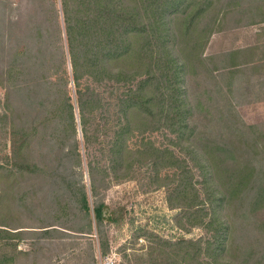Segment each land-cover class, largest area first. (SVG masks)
<instances>
[{
    "label": "rangeland",
    "instance_id": "rangeland-1",
    "mask_svg": "<svg viewBox=\"0 0 264 264\" xmlns=\"http://www.w3.org/2000/svg\"><path fill=\"white\" fill-rule=\"evenodd\" d=\"M126 2L133 6L135 1ZM65 8L71 14L72 0H0V194L4 193L0 218L7 216L11 228L25 231L13 241V264H264V227L256 229L259 220L264 223V211L250 223L240 217L234 202L227 222L235 230L224 232L227 212L224 203L216 201L222 189L215 179L203 178L200 158L191 159L190 144L199 145L201 139L195 142L189 127L181 135L171 127L187 120L207 124L209 115L186 110L178 120L164 112L155 78L139 93L145 101L142 109L123 108L117 99L127 86L116 83L122 58L109 56L110 73L105 70L102 81L90 82L99 102L85 107L81 124L78 87L67 52ZM212 8L222 15L215 16L199 49L204 69L196 72L192 67L186 78H180L182 101L188 102L189 88L202 92L219 82L234 107L235 121L257 126L264 134V2L214 0ZM37 28L44 58L51 60L49 71L44 58H34L32 37ZM140 34L132 30L125 36L135 44ZM168 38L171 44L172 36ZM17 64L26 68L20 77L13 70ZM125 67L131 85L137 86L143 78L140 72H145L143 63L126 59ZM152 72L156 77V70ZM38 83L41 92L35 88ZM79 83L85 87V75ZM16 85L23 88L19 95L13 92ZM7 97L16 109L18 129H27V173L9 160L10 119L2 117L8 116ZM210 114L213 125L202 128L207 137L220 140L219 147L235 141L238 149L247 150L243 141L250 137L247 130L242 138L231 136L216 122L220 111ZM254 137L264 144V136ZM251 150L242 156L249 169H264V156L256 157ZM233 156L237 159L238 154ZM233 160L227 163L236 168ZM178 184L181 190H175ZM250 188L244 191L249 197ZM81 189L89 217L79 208ZM208 199L214 200V209L207 206ZM194 202L200 205L187 212V204ZM97 207L104 215L101 223L93 216ZM46 229L53 231L40 236L39 231Z\"/></svg>",
    "mask_w": 264,
    "mask_h": 264
},
{
    "label": "trees",
    "instance_id": "trees-1",
    "mask_svg": "<svg viewBox=\"0 0 264 264\" xmlns=\"http://www.w3.org/2000/svg\"><path fill=\"white\" fill-rule=\"evenodd\" d=\"M134 1V5L130 6L126 0H72L71 14L65 8L63 22L66 29L67 52L73 73V81L78 87L76 94L81 114V124L85 107L91 101L99 102L95 91L90 88V82H99L105 78L106 75L104 73L109 56L116 59L122 58L119 61L121 66L118 67L120 69L117 74L120 81L118 80L116 83L123 82L127 86V89L124 94L118 97V105L123 108L134 107L136 111L142 109L145 106V101L141 96L139 97V93L145 85L155 78V89L157 95L160 94L159 96L163 105L162 110L164 112H168L178 120L186 110L192 111L193 114H198V112L204 113L205 117L209 115L210 120H207V124H196L187 120L182 122V124L181 122L177 124L173 123L171 127L174 126L175 131H179V135H181L182 129L189 127L192 139H195V142H199L201 139L202 143L199 145L194 142L190 144V151L194 155L191 159L200 158L202 160L200 170L204 173L203 178L215 179V184L222 189L220 197L216 201L218 203L223 202L225 212H227L223 225L224 232L230 233L232 229L235 230L232 222H227L228 211L231 210L234 202L236 203L237 211L241 213L240 217L252 223L258 217H262L259 216L258 212L262 213L264 211V169H258L257 171L249 169L248 160L242 158V156L248 153L247 151L250 148L256 157L264 156V144L257 142L254 137H262L264 134L257 129V126L244 127L235 121L234 107L230 102L231 100L225 98L219 82H214V85L210 88L205 86L202 92H195L189 88L191 94L188 95V102L186 103L182 101L181 93L183 91L179 85L180 78L183 79V75L186 78L192 67L196 72L204 69L201 61L198 59L199 49L203 45L205 34L211 31V24L215 23V16L222 15V12L218 11L216 14L214 13L215 11L212 8L214 0ZM260 1L264 2V0ZM48 18L47 16L46 20ZM137 19L140 23H137ZM53 26H55V23ZM132 30H139L141 32L138 35V42L135 44L131 40V37L125 36L128 31L132 32ZM169 35L172 36L171 44H169ZM40 39V28H37L34 31L32 40L34 47L37 48V54H34V58L37 56L39 60L45 57V51L41 50L39 44ZM153 41H155L154 44H152ZM134 46H136L135 49ZM126 59H132L144 65L145 72L143 74L140 72L139 76L143 78H141L137 86L131 85L130 71L126 67L124 68ZM50 61L49 58L43 59L46 66L49 65ZM127 67L130 68V66ZM45 68L48 71L50 69L49 66ZM25 69L23 64H17L13 70L16 76L20 77L24 74ZM153 70H156V77L152 72ZM106 72L110 73L107 70ZM82 75H85L87 81L84 88L80 87L79 83ZM45 77L49 81L48 77ZM39 79H41V76H39ZM211 80H215L213 76H211ZM39 84L35 88H37L38 92H41L38 87ZM200 86V84H196L197 89ZM22 91L23 88L16 85L13 92L19 95ZM6 108L8 116L3 115L2 117L10 119L11 155L9 160L11 165L17 167L21 172L25 171L27 173L28 169L26 165L28 162L25 149L28 146L29 140L25 133L27 129L26 127L18 129V123L15 122L16 116L14 114L16 109L13 108L8 97ZM208 110L210 113L212 110L220 111V117L216 122H218L224 131L230 133L231 136H240L242 138L244 132H246L244 130L250 133L249 139L243 140L247 145V150L244 148L238 149L234 143L235 141L229 144H220V147H222L220 148L217 145L220 140H212L205 135L202 128L209 130V127L214 122L213 115ZM236 141L238 144L241 143L240 140L236 139ZM230 146H234L233 152L226 149ZM234 153L238 154L237 159L233 156ZM239 158L242 161L241 164L239 163ZM231 159H234L232 162H237L236 168H231L230 164L227 163V160ZM257 161L260 162V159L257 158ZM21 165L24 166V169L20 168ZM248 186H251L250 192L253 191L250 197L247 196L248 193H244L245 188ZM181 188L182 186L178 184L175 190H181ZM189 189L192 191L191 198L196 201L197 196L195 193L197 191L192 184ZM81 190L82 196L79 208L81 212L85 213V216L88 215L89 217L90 210L87 199L83 189ZM3 198L4 193H1L0 200ZM194 203L187 204V212H189L190 206L194 208L200 205ZM214 203L213 199L207 200V204H209L207 206L212 209H214ZM5 214L8 215L7 213ZM249 215L251 216L248 218ZM254 215L258 217H253ZM93 216L97 223H101L104 220L102 209L99 207L93 210ZM6 218H0V264H13L16 252L15 242L13 241L20 239L25 231L19 230V228H11V225L6 222ZM259 221L262 222L263 220ZM261 222H258L259 225H256L257 230H261L264 227V223L260 224ZM87 227L90 231V222H88ZM52 231L53 229L41 230L39 231V235L47 236ZM262 258L264 259V254Z\"/></svg>",
    "mask_w": 264,
    "mask_h": 264
}]
</instances>
